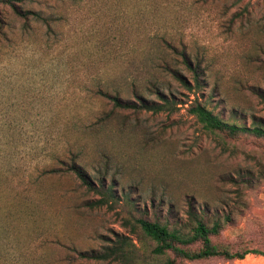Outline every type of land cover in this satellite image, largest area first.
<instances>
[{
  "label": "rangeland",
  "instance_id": "1",
  "mask_svg": "<svg viewBox=\"0 0 264 264\" xmlns=\"http://www.w3.org/2000/svg\"><path fill=\"white\" fill-rule=\"evenodd\" d=\"M164 41L199 63V87ZM151 83L164 110H115L99 92L132 99L134 87L157 100ZM257 93L264 0H0V264H118L79 253L122 236L149 252L154 242L125 220L187 232L190 207L231 217L214 242L264 249V134L209 130L189 111L199 102L264 130ZM73 162L111 190H90L64 170ZM186 264H264V255Z\"/></svg>",
  "mask_w": 264,
  "mask_h": 264
},
{
  "label": "trees",
  "instance_id": "2",
  "mask_svg": "<svg viewBox=\"0 0 264 264\" xmlns=\"http://www.w3.org/2000/svg\"><path fill=\"white\" fill-rule=\"evenodd\" d=\"M14 13L23 19H27L29 15L35 16L40 20L44 18L32 12H22L14 4L11 5ZM165 46L170 50L171 54L179 58L178 63L192 74L193 84L199 87L200 84V68L199 63H192L190 56L185 49H178L175 45L164 41ZM164 65L165 71L176 81L184 86H190L183 74L176 68L169 65ZM134 86V85H133ZM151 92L157 100H150L147 97L139 94L132 87V99L121 96L119 93H109L108 91H99L100 94L109 101L112 109L115 110H133V111H153L158 112L164 110L169 105V100L159 87L151 83L148 85ZM264 102V95L257 93ZM189 111L195 115L197 120L206 129L225 132L229 135H238L241 132L251 131L256 135H263L264 130L260 126L245 127L223 120L218 115L214 114L205 105L194 102L189 108ZM60 169H52L58 171ZM65 171H70L75 174L90 190L102 193L105 195L111 189H104L103 183L100 181L98 185H93L86 173L74 162L65 165ZM100 188L102 191H100ZM188 217L192 221V226L189 231L185 232L177 227H169L167 222L159 220H149L144 217L125 220V224L131 226L132 230L139 228L144 236L154 242V246L149 252L138 251L135 243L127 236H122L110 246L104 247L102 252L96 253H79V256L89 259H107L115 260L118 264H186L200 260H207L213 257H219L226 260L242 259L247 254L264 255V249L259 248H231L212 240V236L220 233L222 222H230L231 217L228 214H223V220L218 212L208 215L206 209L194 211L191 207L188 210ZM164 257V258H163Z\"/></svg>",
  "mask_w": 264,
  "mask_h": 264
}]
</instances>
